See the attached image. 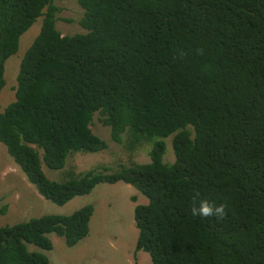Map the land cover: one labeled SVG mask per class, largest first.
Listing matches in <instances>:
<instances>
[{
	"label": "trees",
	"instance_id": "1",
	"mask_svg": "<svg viewBox=\"0 0 264 264\" xmlns=\"http://www.w3.org/2000/svg\"><path fill=\"white\" fill-rule=\"evenodd\" d=\"M52 2L0 0V91L4 61L41 18L0 112V144L27 182L57 206L100 183L133 187L147 201L133 209L134 254L149 264H264V0H76L85 33L73 36L55 30ZM94 113L114 143L171 136L173 163L158 140L146 164L47 180L41 162L58 171L105 149ZM201 200L225 217L193 216ZM92 212L0 228V264H47L25 245L49 251L52 233L72 247Z\"/></svg>",
	"mask_w": 264,
	"mask_h": 264
},
{
	"label": "rangeland",
	"instance_id": "2",
	"mask_svg": "<svg viewBox=\"0 0 264 264\" xmlns=\"http://www.w3.org/2000/svg\"><path fill=\"white\" fill-rule=\"evenodd\" d=\"M52 3L58 9L54 28L60 35L85 33L79 25L83 10L76 0H53ZM40 25L41 18H37L18 38L16 53L4 61L0 112L15 100L18 65L38 34ZM99 118L98 113H94L89 128L105 144V149L95 153H72L58 171L48 170L41 162L40 167L47 180L64 183L90 171L111 175L121 168L146 164L149 162V150L158 140L165 144L163 163H173L171 136L165 139L152 137L148 139V143L134 147L129 144L131 138L127 139L122 135L120 143H114L110 139L109 129L99 123ZM40 153L39 151V155ZM131 198L135 201L130 200ZM146 203V199L133 187L117 182L100 183L89 194L74 197L62 206L52 204L37 194L0 144V208L6 207L5 212L0 215V228L41 216H68L87 205L93 209L87 236L74 246L66 247L62 239L52 233L46 235L51 244L49 251L25 245L27 251L42 254L47 259V264H149L148 254L141 251L134 254L137 231L133 209Z\"/></svg>",
	"mask_w": 264,
	"mask_h": 264
},
{
	"label": "clouds",
	"instance_id": "3",
	"mask_svg": "<svg viewBox=\"0 0 264 264\" xmlns=\"http://www.w3.org/2000/svg\"><path fill=\"white\" fill-rule=\"evenodd\" d=\"M202 51V50H201ZM90 129V128H89ZM226 206L224 204L215 205L209 203L207 200H201L199 206L193 205L191 214L199 217H216L217 219H223L226 215Z\"/></svg>",
	"mask_w": 264,
	"mask_h": 264
}]
</instances>
